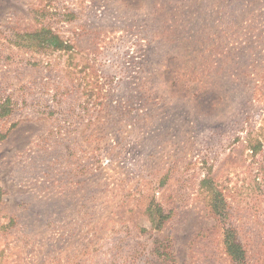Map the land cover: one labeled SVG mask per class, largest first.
<instances>
[{
  "label": "rangeland",
  "instance_id": "374dc122",
  "mask_svg": "<svg viewBox=\"0 0 264 264\" xmlns=\"http://www.w3.org/2000/svg\"><path fill=\"white\" fill-rule=\"evenodd\" d=\"M0 264H264V0H0Z\"/></svg>",
  "mask_w": 264,
  "mask_h": 264
},
{
  "label": "trees",
  "instance_id": "16d2710c",
  "mask_svg": "<svg viewBox=\"0 0 264 264\" xmlns=\"http://www.w3.org/2000/svg\"><path fill=\"white\" fill-rule=\"evenodd\" d=\"M36 35H38V34H36ZM40 35H38V37H39ZM43 36H45V35H43ZM50 45H53V43H58V42H60L59 41V39H58V37H56V36H54L53 34H51V32L49 33V38L46 40ZM61 44H64V42L63 41H61Z\"/></svg>",
  "mask_w": 264,
  "mask_h": 264
}]
</instances>
